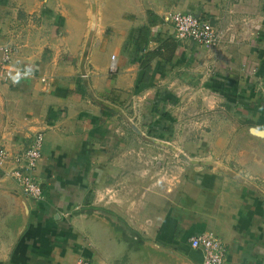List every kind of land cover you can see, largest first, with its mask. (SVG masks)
Here are the masks:
<instances>
[{
    "label": "crops",
    "instance_id": "crops-1",
    "mask_svg": "<svg viewBox=\"0 0 264 264\" xmlns=\"http://www.w3.org/2000/svg\"><path fill=\"white\" fill-rule=\"evenodd\" d=\"M175 12L210 20L217 44L177 39ZM0 44V148L44 134L39 198L0 166V264H201L199 232L222 264H264V0H0Z\"/></svg>",
    "mask_w": 264,
    "mask_h": 264
},
{
    "label": "built area",
    "instance_id": "built-area-1",
    "mask_svg": "<svg viewBox=\"0 0 264 264\" xmlns=\"http://www.w3.org/2000/svg\"><path fill=\"white\" fill-rule=\"evenodd\" d=\"M174 27L177 39H190L198 45L213 47L217 44L219 35L208 19L192 13L175 12L167 17ZM13 49L10 45L0 44V82L8 81L13 75ZM109 71L114 73L116 65L112 57ZM44 134L36 132L27 148L18 153L0 148V166L12 164L8 175L17 183L22 194L30 199H37L42 195L40 183L35 170L42 156ZM181 150V149H180ZM181 151L178 152L180 156ZM189 246L203 252L201 264H222L225 254L223 241L210 232H199L189 238ZM76 264H96L92 258L80 256Z\"/></svg>",
    "mask_w": 264,
    "mask_h": 264
},
{
    "label": "rangeland",
    "instance_id": "rangeland-1",
    "mask_svg": "<svg viewBox=\"0 0 264 264\" xmlns=\"http://www.w3.org/2000/svg\"><path fill=\"white\" fill-rule=\"evenodd\" d=\"M165 150H167V147L164 145V144H162V143H157L156 144V148H155V154H160L161 156H162V154H164L166 151ZM159 158H156L155 160H154V162L152 163V164H154V166H155V168L157 169L158 167H160V168H162L163 166H164V162H163V160L165 159V158H161L160 160H158ZM167 160V159H166ZM157 161H159L158 163H157ZM142 164H146V163H144V162H142ZM167 164V163H166ZM170 166L171 165H174L173 164V162L172 163H168ZM188 164H192V162H189L188 161ZM151 165V164H150ZM166 166V165H165ZM169 173H171V171L169 172ZM166 174H167V172H162V173H160L159 175L157 174L156 175V179L157 178H159V179H161L160 177L161 176H166ZM168 175V174H167ZM257 179V181L259 182V184H260V187H261V189H263L264 190V179H258V178H256ZM126 185V184H125ZM125 185H123V187H122V190H121V193L117 196V198H119V199H124L123 197L124 196H126L127 197V194L126 193H128V188H127V186H125ZM14 195L15 196H18L19 195V193H16V192H14ZM115 198H116V196H114V197H111V195L110 196H108V195H106V200H110L109 202L108 201H106V206H109V207H113L114 206V204L116 203L115 202ZM99 210V215H101V216H103V217H105L107 220H112V219H114V218H117V220H120L121 221V223L123 224L124 223V216L125 217H127V215L125 214V215H122L123 217H116V215H114V213L111 211V210H109V209H96V211H98ZM122 214H124L125 213V211H120ZM125 224V223H124ZM125 226H126V228H124L123 229V227H122V233H123V235L125 236V237H130V238H133L134 237V246H136L137 244H139V242H138V238H137V235H136V233L135 232H133L132 230H130V228L125 224ZM10 228V231H11V227H9ZM9 228H8V230H9ZM127 229V230H126ZM7 230V231H8Z\"/></svg>",
    "mask_w": 264,
    "mask_h": 264
},
{
    "label": "trees",
    "instance_id": "trees-1",
    "mask_svg": "<svg viewBox=\"0 0 264 264\" xmlns=\"http://www.w3.org/2000/svg\"><path fill=\"white\" fill-rule=\"evenodd\" d=\"M148 34H147V31L145 30V27H142L141 28V30H140V35H139V37L138 38H140L141 37V45H142V43L144 44V42H146V40H144V38H142V37H146Z\"/></svg>",
    "mask_w": 264,
    "mask_h": 264
},
{
    "label": "water",
    "instance_id": "water-1",
    "mask_svg": "<svg viewBox=\"0 0 264 264\" xmlns=\"http://www.w3.org/2000/svg\"><path fill=\"white\" fill-rule=\"evenodd\" d=\"M254 132L256 131V130H253ZM258 132V131H257ZM261 132V131H260ZM262 133V132H261ZM181 156H182V154H181ZM115 219V218H114Z\"/></svg>",
    "mask_w": 264,
    "mask_h": 264
}]
</instances>
